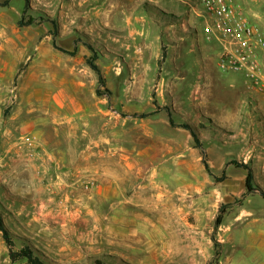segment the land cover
<instances>
[{
  "label": "rangeland",
  "instance_id": "rangeland-1",
  "mask_svg": "<svg viewBox=\"0 0 264 264\" xmlns=\"http://www.w3.org/2000/svg\"><path fill=\"white\" fill-rule=\"evenodd\" d=\"M4 2L0 72L8 95L0 99V140L10 139L13 148L8 155L0 150V214L16 249L30 244L45 264H264V124L229 131L201 112L200 98L183 112L167 98L161 108L149 84L136 96L133 80L124 84L114 74H102L104 85L98 77L103 120L59 113L53 97L69 87L74 67L92 70L87 59L95 55L87 47L76 50V58L56 49L70 41L59 46L57 31L45 34L47 55L62 57L61 66L46 70V108L26 115L27 64L17 46L28 26L19 22L40 15L48 28L56 23L54 14L71 16L81 8L79 0H29L28 10L24 0ZM235 3L264 37V0ZM80 39L91 42L84 33ZM113 59L124 61L120 54ZM63 88V94L70 91ZM256 98L264 105L262 94ZM154 108L167 115L139 117ZM186 109L200 114L199 123ZM182 124L196 131L201 148L176 127ZM26 138L34 139L32 146ZM232 162L252 169L254 193L246 195L247 171ZM224 206L229 208L216 228ZM0 264H12L1 233Z\"/></svg>",
  "mask_w": 264,
  "mask_h": 264
},
{
  "label": "crops",
  "instance_id": "crops-1",
  "mask_svg": "<svg viewBox=\"0 0 264 264\" xmlns=\"http://www.w3.org/2000/svg\"><path fill=\"white\" fill-rule=\"evenodd\" d=\"M190 1L197 3V0H79L76 6L81 9L75 8L71 16L54 14L56 28L49 23L47 28L40 15L30 16L32 25L26 29L27 38L17 46L27 64L22 112L32 115L46 108V70L50 66H61L62 57L57 51L47 55L45 34L57 31L58 45L70 40L69 46H61L62 49L75 52L90 47L102 74L105 77L114 74L116 78H122L124 84L132 79L136 96H142L143 88L149 84L161 108L166 105L163 100L167 98L176 111L183 112L182 108H193L194 99L200 98L201 112L221 128L235 131L264 124V105L262 99L256 98L258 92L249 90L243 74L218 69L223 44L218 39L207 38L206 20L185 5ZM202 10L197 4L196 12L200 14ZM64 23L69 24L68 31ZM81 33L91 42L88 40L84 44ZM2 51L4 49L0 48V58ZM119 54L123 56V62L113 59ZM105 61L108 63L102 67L101 63ZM76 62L80 64V59ZM78 67L72 70L69 87L63 86L70 91L63 94L62 87L53 97L57 112L88 114L96 122L103 120L106 101L97 95L98 76L93 70ZM7 84L0 72V99L8 95ZM105 87L113 93L108 79ZM149 114L167 115L157 108ZM185 114L193 123H199V113L186 109ZM166 119L170 121L169 116ZM11 148L10 139L0 140V150L5 149L8 155Z\"/></svg>",
  "mask_w": 264,
  "mask_h": 264
},
{
  "label": "built area",
  "instance_id": "built-area-1",
  "mask_svg": "<svg viewBox=\"0 0 264 264\" xmlns=\"http://www.w3.org/2000/svg\"><path fill=\"white\" fill-rule=\"evenodd\" d=\"M197 4L202 12H196ZM189 9L205 18V33L209 40L218 39L223 51L218 59V69L225 73L243 74L249 90L264 96V37L244 17L234 0H197L185 3ZM33 138L25 143L33 145Z\"/></svg>",
  "mask_w": 264,
  "mask_h": 264
},
{
  "label": "trees",
  "instance_id": "trees-1",
  "mask_svg": "<svg viewBox=\"0 0 264 264\" xmlns=\"http://www.w3.org/2000/svg\"><path fill=\"white\" fill-rule=\"evenodd\" d=\"M24 1L26 3L25 9L28 10L29 0H24ZM0 6L7 7L8 2H4V3L0 4ZM30 25H32V20H29V22L27 24H24L22 20L19 22V27L30 26ZM53 25L56 28L55 22H53ZM55 48L62 51L65 54L70 55V56H75V54H76V51L75 52L65 51L62 48L56 46V44H55ZM89 49L92 51V49L90 47H89ZM95 60H96L95 57L87 59V65L98 75L99 83L101 85H104L105 79L102 76V73H101V70L99 69V67L94 63ZM97 95L102 96L103 94L98 90ZM151 115H153V114H142V115H139V117L140 118H147ZM169 117H170V123L174 127L175 124L171 118L170 113H169ZM176 127H180L186 131H189L192 138L194 139L197 147L201 148V143H200V140L197 136V133L190 125L182 124V125H178ZM232 163L237 165V167L245 169L247 171V177H246L247 194L246 195H248L250 193H254L256 190L254 189V183H253L254 182V175H253L252 169L248 165H245V164H238L237 162H232ZM205 168H206V171L208 173H211L210 168H209L208 164H206V163H205ZM260 193L264 197V192L261 191ZM227 208H229V206H224L222 208L220 215H219L217 222H216V228H218L221 225L222 213H224V209H227ZM0 233L2 235L3 241L5 242V244L8 248L9 259H10L12 264H16L18 262H26V264H45L43 259L37 253V251L30 244H26L22 248L16 249L14 236L11 234L9 229L6 227L2 214H0Z\"/></svg>",
  "mask_w": 264,
  "mask_h": 264
}]
</instances>
